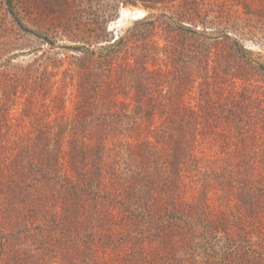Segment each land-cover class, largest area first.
<instances>
[{
  "label": "trees",
  "instance_id": "16d2710c",
  "mask_svg": "<svg viewBox=\"0 0 264 264\" xmlns=\"http://www.w3.org/2000/svg\"><path fill=\"white\" fill-rule=\"evenodd\" d=\"M18 23L46 47L0 63V264L264 259L251 51L150 14L59 44Z\"/></svg>",
  "mask_w": 264,
  "mask_h": 264
},
{
  "label": "rangeland",
  "instance_id": "374dc122",
  "mask_svg": "<svg viewBox=\"0 0 264 264\" xmlns=\"http://www.w3.org/2000/svg\"><path fill=\"white\" fill-rule=\"evenodd\" d=\"M125 8L131 13L118 24ZM132 11L142 14L135 17ZM146 14L152 15L159 24L170 19L175 26L193 24L197 32L222 40L223 51L233 47L251 51L247 53L248 58L255 64H264V0H0V63L8 57L18 62L29 58L27 53L42 44L46 47L40 36L25 30L18 20L59 44L64 31L75 35L100 33L96 21L99 25L107 20L108 30L116 36L122 28ZM162 26L157 29L159 33L163 32ZM224 248L226 254L219 251L215 257L205 253L180 264H264L262 258L250 254L234 256L227 253V246Z\"/></svg>",
  "mask_w": 264,
  "mask_h": 264
},
{
  "label": "bare ground",
  "instance_id": "6f19581e",
  "mask_svg": "<svg viewBox=\"0 0 264 264\" xmlns=\"http://www.w3.org/2000/svg\"><path fill=\"white\" fill-rule=\"evenodd\" d=\"M133 12V11H132ZM139 13H138V15H137V12L135 11V12H133L134 14H135V17H137V16H140L141 14H142V12H140V11H138ZM131 12L128 10V9H124L123 11H122V14H121V17L119 18V20H118V24H120L125 18H127L126 16L128 15V14H130Z\"/></svg>",
  "mask_w": 264,
  "mask_h": 264
}]
</instances>
